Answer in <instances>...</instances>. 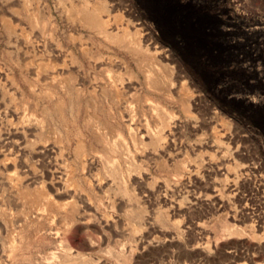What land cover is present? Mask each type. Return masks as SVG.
I'll return each mask as SVG.
<instances>
[{"label": "rangeland", "instance_id": "374dc122", "mask_svg": "<svg viewBox=\"0 0 264 264\" xmlns=\"http://www.w3.org/2000/svg\"><path fill=\"white\" fill-rule=\"evenodd\" d=\"M24 1L0 0V264H264V0H109L138 53L69 17L95 0Z\"/></svg>", "mask_w": 264, "mask_h": 264}, {"label": "bare ground", "instance_id": "6f19581e", "mask_svg": "<svg viewBox=\"0 0 264 264\" xmlns=\"http://www.w3.org/2000/svg\"><path fill=\"white\" fill-rule=\"evenodd\" d=\"M29 1L31 2V0H25L24 1L25 2L24 3L25 4L24 8H28L27 5L29 4ZM13 10L16 11L17 9L14 8ZM66 10L69 12V14H70L69 17L71 19L77 20L82 25H85V26H87L89 28L96 29L98 31V33L104 35L106 38H108L110 40H115V41L121 43L122 46H124V47L131 48L133 53L142 52L144 50V47L141 44V41L138 39V37L136 35L137 33L132 34L129 31L128 28H122V32H116L115 29L110 28L111 18H109V17H111L112 13L115 11V6L113 7L110 4L109 0H95L93 3L86 2L84 7H82V6L80 7L75 2H71L69 4V6L66 7ZM4 13H5L4 9L1 7L0 8V15L3 16V19L5 18V14ZM104 14H107L108 18H105ZM116 19L121 21L122 17L120 15H117ZM8 23L10 24L11 22H8ZM10 25L7 26V27H9L8 29L10 31H12V28H11L12 26H10ZM71 36L75 37L73 34H71ZM76 38H79V37H76ZM82 39H84V38L82 37ZM90 47L92 49L94 48L92 46V44H91ZM95 53L99 54V52L97 50H95ZM73 57H76L75 53H73ZM109 59H110V61H108L107 63L110 64L111 66H114L116 63H122V64L126 65L125 67L127 68V70L131 71L130 66L128 64H126L125 62L120 61L117 58L116 59L115 58H109ZM146 63L151 68L150 71L154 72V75H153L154 76V83H153L154 87L162 89V90L167 91L169 93H172L173 91L171 90V86H172V84H171V73L170 72H166L164 70H161L160 68H157L156 67L157 66L156 63H154L152 61H147ZM68 73L72 77V76H75L76 72L74 70H69ZM5 75H8V74H5V71L3 72V70H2V72H0V89L1 90H4L3 89L4 87L1 88V86H2L1 85V80H2L3 76H5ZM12 79L14 80L13 77H12ZM188 91H189V89H188ZM81 92H83V88L82 87H78L77 89H74L71 86L67 87L66 93L69 94V96H70L71 107H72L73 110H75L77 105H78V101H79V97L78 96H79V93H81ZM58 101H59V105H57L58 103L56 104V102H55V105H56V107L59 106V108H60L62 103L60 104V100H58ZM59 114H60V112H59ZM61 115H63V113ZM2 120H3V118H2ZM2 120H0V124L1 125L4 123V121H2ZM7 131L8 132H6L5 134L2 135V140H4L5 145L6 144L9 145V143H11V140L13 139V137L17 136L19 133H20L21 137L23 138V140H25V141H27V143H29L31 141L29 136L31 134H33L32 130H30V128L28 126H26V125L19 127L18 130H16V131H11L10 129L7 130ZM122 149H123V151L128 152V148L125 147V148H122ZM20 150L21 149H19V148L16 149L17 153L20 152ZM8 151H9V153L4 155L6 161L13 159V158L8 157L11 153L15 154L11 147L8 149ZM75 151L78 154H80L82 152L84 153L85 152V143L83 141L79 140L78 143H77V146L75 148ZM40 152L46 154V153H50L51 150L48 149V148H45L44 150L43 149L40 150ZM18 160H19V158H18ZM14 163H15V165H18L17 164V159H15ZM6 164H7V162L4 163V165H6ZM27 181L29 182V180H27ZM21 182L23 184V180L22 181L20 180V183ZM24 185H25V181H24ZM20 186H23V185L20 184ZM27 186L29 187V185H27ZM124 186H125V184H124ZM28 187H27V189H28ZM25 189H26V187H24V190ZM28 190H30V189H28ZM39 190H37V192ZM57 190H59V189H57ZM20 192H23V191H20ZM20 192H19V195L22 194ZM44 192H47V191H45V189H44ZM122 192H124L125 195H127V196H131L132 195L130 193V191H129V188H127V187H123ZM33 194H35V193H33ZM30 195H31L30 192L29 193L28 192L27 193L23 192V194L21 195V198L22 199H24V198L25 199H29ZM42 195H46V194L42 192V193H38V195H36L37 198H36V196L34 197V195H33V197L31 196L32 198L30 197L32 199L31 202L33 203V205L36 206V207H33V205H32L33 208H37V206L39 204V200L42 198ZM31 199H29V201ZM42 199H41V201H42Z\"/></svg>", "mask_w": 264, "mask_h": 264}]
</instances>
